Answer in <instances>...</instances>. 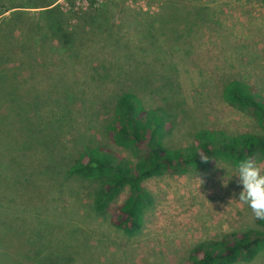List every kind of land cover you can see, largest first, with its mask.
Instances as JSON below:
<instances>
[{
    "label": "rangeland",
    "instance_id": "1",
    "mask_svg": "<svg viewBox=\"0 0 264 264\" xmlns=\"http://www.w3.org/2000/svg\"><path fill=\"white\" fill-rule=\"evenodd\" d=\"M53 1L0 0V36L8 33L0 41L27 50L22 63L12 56L5 65L14 63L21 96L35 106L30 126L53 144L48 150L31 144L20 168L26 172L19 169L23 179L12 183L0 135V238H13L8 252L0 242V264L19 263L25 251L41 245L62 264H184L200 243L263 230L238 201L237 168L224 162L144 181L153 205L133 237L109 223L127 190L107 213H95V187L68 177L65 168L83 144L104 140L99 134L124 90L147 109L161 107L170 115L164 138L170 147L185 148L199 129L259 133L255 119L229 106L221 93L225 82L239 80L264 99V0H56L50 17L64 26L67 43L38 29L47 9L39 6ZM13 77L0 74V82L6 86ZM5 107L0 110L8 115ZM50 156L55 173L44 175ZM256 163L264 169V160ZM2 221L17 227L5 234ZM236 264H264V251Z\"/></svg>",
    "mask_w": 264,
    "mask_h": 264
},
{
    "label": "trees",
    "instance_id": "2",
    "mask_svg": "<svg viewBox=\"0 0 264 264\" xmlns=\"http://www.w3.org/2000/svg\"><path fill=\"white\" fill-rule=\"evenodd\" d=\"M54 3L44 7L47 8L42 20L45 26L40 25L38 29L46 30L51 38L58 36L62 43H67L69 39L67 34H63L64 26L50 17L51 12L58 9L56 5L51 7ZM7 35L2 32L1 40H7ZM26 51L22 43L9 45L7 41H0L1 78L4 74L5 79L15 76L6 86L3 85L4 79L0 82V107H5L7 103L5 110L9 112L7 115L0 110V135L7 145L12 183L23 179L24 172L21 171H25V168H20L27 162L26 155L31 144L43 146L45 150L53 146L49 134L35 132L36 126H30V118H34L36 112L35 106L21 96L14 63L9 62V67L5 65L12 56L18 57L16 63L19 65ZM221 94L229 106L243 110L254 118L260 132L229 134L199 129L193 133L191 143L185 148L170 147L164 140L171 124L170 115L161 107L147 109L137 94L124 90L114 100L110 121L99 134L106 141L93 138V141L83 144L65 168V174L95 187L91 207L98 214L107 213L116 198L127 190L125 199L111 213L109 223L126 237L137 235L143 228L146 211L153 205V198L143 187L144 181L164 174L183 175L192 170L211 168L218 162L237 168L238 162L246 158L264 160V99H259L252 88L239 80L225 82ZM111 146L131 154L132 159L121 157L112 151ZM201 155L208 159L202 160ZM55 167L56 162L50 156L41 173H55ZM13 192L17 194L18 190ZM257 223L264 227V220L257 219ZM1 225H7L5 234L17 227L12 221H2ZM11 239L5 236L0 238L7 252ZM40 247L37 252L32 249L25 251L20 256L21 261L16 264H27L25 261H29V264H62L53 259L50 250L44 253ZM262 251L264 229L233 231L220 240L196 245L184 264H236L251 261Z\"/></svg>",
    "mask_w": 264,
    "mask_h": 264
},
{
    "label": "clouds",
    "instance_id": "3",
    "mask_svg": "<svg viewBox=\"0 0 264 264\" xmlns=\"http://www.w3.org/2000/svg\"><path fill=\"white\" fill-rule=\"evenodd\" d=\"M202 160L208 157L201 155ZM238 183L242 190L238 194V201L247 206L253 217L264 220V169L253 158H246L238 162Z\"/></svg>",
    "mask_w": 264,
    "mask_h": 264
},
{
    "label": "crops",
    "instance_id": "4",
    "mask_svg": "<svg viewBox=\"0 0 264 264\" xmlns=\"http://www.w3.org/2000/svg\"><path fill=\"white\" fill-rule=\"evenodd\" d=\"M56 0H54L53 2H55ZM50 4V3H49ZM45 6H47V5H44V6H39L40 8H44Z\"/></svg>",
    "mask_w": 264,
    "mask_h": 264
}]
</instances>
